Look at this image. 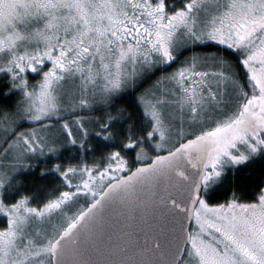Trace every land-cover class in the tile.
Listing matches in <instances>:
<instances>
[{
	"label": "snow or ice",
	"instance_id": "6c2138e0",
	"mask_svg": "<svg viewBox=\"0 0 264 264\" xmlns=\"http://www.w3.org/2000/svg\"><path fill=\"white\" fill-rule=\"evenodd\" d=\"M0 78V264H264V0H0Z\"/></svg>",
	"mask_w": 264,
	"mask_h": 264
},
{
	"label": "trees",
	"instance_id": "16d2710c",
	"mask_svg": "<svg viewBox=\"0 0 264 264\" xmlns=\"http://www.w3.org/2000/svg\"><path fill=\"white\" fill-rule=\"evenodd\" d=\"M201 50H207V51H213L215 48H208V49H201ZM187 54V53H185ZM174 67V66H173ZM165 71H171L170 68L164 69ZM161 72H156L154 76L151 77V79H156V77L160 76ZM38 77L30 74L29 80L30 82H34ZM5 79L0 78V84H4ZM7 91L6 88L0 89V92ZM17 97L13 95L10 97L7 101H4V103H10L14 101ZM0 100H2V97H0ZM120 103H123V101H120ZM67 155V154H65ZM134 156V153H133ZM89 161H91V155L89 156ZM237 179L235 181L236 190L241 193L242 199L244 202H250L255 198L256 195V185L259 183V180L261 178H264V160L257 159L254 163L250 164L247 167H241L237 173H236ZM21 179H24V177H21ZM25 185L26 190L28 192L36 191L37 188L42 189V193L46 194L47 192L51 191L57 184H59L58 180H53L51 183H49L47 180H40L35 181L33 177L29 176L27 179H25ZM33 184L35 185L33 187ZM232 188L225 186V188H222L217 193V198L213 199L212 203L222 202L227 196L231 194ZM3 222L1 225L4 226Z\"/></svg>",
	"mask_w": 264,
	"mask_h": 264
},
{
	"label": "rangeland",
	"instance_id": "374dc122",
	"mask_svg": "<svg viewBox=\"0 0 264 264\" xmlns=\"http://www.w3.org/2000/svg\"><path fill=\"white\" fill-rule=\"evenodd\" d=\"M188 54V53H187ZM187 54H185V55H187ZM153 80H155V79H153ZM24 127H29V125L28 124H24ZM3 222H5L4 221V219L2 218V217H0V224H2ZM6 223V222H5ZM4 223V224H5ZM1 227H3L2 225H1Z\"/></svg>",
	"mask_w": 264,
	"mask_h": 264
}]
</instances>
